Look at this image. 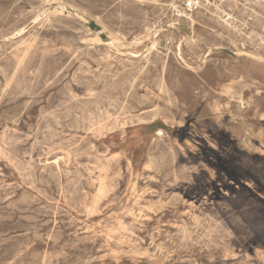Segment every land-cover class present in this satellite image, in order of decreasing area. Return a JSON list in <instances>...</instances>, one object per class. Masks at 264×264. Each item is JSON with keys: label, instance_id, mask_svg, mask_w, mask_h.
<instances>
[{"label": "rangeland", "instance_id": "1", "mask_svg": "<svg viewBox=\"0 0 264 264\" xmlns=\"http://www.w3.org/2000/svg\"><path fill=\"white\" fill-rule=\"evenodd\" d=\"M263 21L0 0V264H264Z\"/></svg>", "mask_w": 264, "mask_h": 264}, {"label": "bare ground", "instance_id": "2", "mask_svg": "<svg viewBox=\"0 0 264 264\" xmlns=\"http://www.w3.org/2000/svg\"><path fill=\"white\" fill-rule=\"evenodd\" d=\"M135 1V0H134ZM226 1V0H225ZM229 1H231V0H229ZM249 1V0H248ZM264 1V0H263ZM113 2V1H112ZM220 2V1H219ZM132 3H133V1H132ZM148 3V2H147ZM158 2L156 1V4H157ZM224 4H225V2H223ZM227 3H228V0H227ZM232 3H233V1H232ZM114 4V3H113ZM138 4V3H137ZM155 4V5H156ZM176 4V3H175ZM224 4H222V5H224ZM263 4V3H262ZM120 5V4H119ZM124 5V4H123ZM129 5V4H128ZM136 5V4H135ZM146 5V4H145ZM147 5H149V4H147ZM150 6H152V5H150ZM225 6V5H224ZM234 6V5H233ZM232 6V7H233ZM111 7V6H110ZM155 7V6H154ZM188 7V6H187ZM208 7V6H207ZM212 7V6H211ZM228 7V6H227ZM260 7V6H259ZM263 7V6H262ZM108 8V7H107ZM112 8H113V6H112ZM131 9V8H130ZM184 9V8H183ZM242 9V8H241ZM244 9V8H243ZM261 9H263V8H261ZM68 10V9H67ZM70 10V9H69ZM100 10V9H99ZM211 10V9H210ZM246 10V9H245ZM101 11H102V9H101ZM241 11V10H240ZM251 11V10H250ZM104 12V11H103ZM241 12H243V11H241ZM252 12V11H251ZM250 12V13H251ZM68 13V12H67ZM134 13H136V12H134ZM146 13V12H145ZM213 13V12H212ZM226 13V12H225ZM239 14H240V12H238ZM144 14V13H143ZM214 14V13H213ZM146 15V14H145ZM246 15H247V13H246ZM253 14H251V16H252ZM62 16V15H61ZM66 16V15H65ZM259 16V15H258ZM39 17V16H38ZM81 17V16H80ZM144 17V16H143ZM206 17V16H205ZM253 17H254V15H253ZM260 17V16H259ZM41 18V17H40ZM62 18V17H61ZM73 18V17H72ZM208 18V17H207ZM228 18H229V16H228ZM243 18H244V15H243ZM255 18V17H254ZM256 19V18H255ZM254 19V20H255ZM83 20V19H82ZM207 20V19H206ZM258 20V19H257ZM40 21V20H39ZM38 21V22H39ZM121 21V20H120ZM194 21V20H193ZM214 21V20H213ZM229 21V20H228ZM118 22V21H117ZM128 22V21H127ZM222 22V21H221ZM258 22V21H257ZM256 21H255V23H257ZM264 22V21H263ZM36 23V22H35ZM47 23V22H46ZM75 23V22H74ZM119 23V22H118ZM117 23V24H118ZM219 23V22H218ZM51 24V23H50ZM130 24V23H129ZM216 24V23H215ZM214 24V25H215ZM221 24H223V23H221ZM249 24V23H248ZM6 25H8L7 23H6ZM48 25V24H47ZM138 25V24H137ZM57 26V25H56ZM255 26V25H254ZM79 27V26H78ZM82 27V26H81ZM119 26H117V28H118ZM124 27V26H123ZM128 27H131V26H128ZM135 27V26H134ZM220 27V26H219ZM262 27V26H261ZM125 28V27H124ZM221 28V27H220ZM256 28H258V27H256ZM102 29V28H101ZM133 29V28H132ZM208 29V28H207ZM225 29H227V28H225ZM224 29V30H225ZM194 30V29H193ZM207 32V31H206ZM233 32V31H232ZM193 33V32H192ZM227 34V33H226ZM233 35H234V33H232ZM240 34V33H239ZM93 35V34H92ZM236 35V34H235ZM245 35V34H244ZM17 36V35H16ZM21 36V35H20ZM201 36V35H200ZM218 36V35H217ZM232 37V36H231ZM13 38V37H12ZM203 38V37H202ZM241 38V37H240ZM250 38V37H249ZM248 38V39H249ZM259 39V38H258ZM10 40V39H9ZM218 40V39H217ZM220 40V39H219ZM242 40H244V39H242ZM6 41V40H5ZM93 41V40H92ZM194 41V40H193ZM214 41H216V40H214ZM240 41V40H239ZM259 41V40H258ZM210 42V41H209ZM231 42V41H230ZM247 42V41H246ZM255 42H256V39H255ZM205 43V42H204ZM264 43V42H263ZM246 45V44H245ZM252 45V44H251ZM132 46V45H131ZM263 46H264V44H263ZM261 47V46H260ZM150 48V47H149ZM93 49V48H92ZM156 49V48H155ZM187 49V48H186ZM239 49V48H238ZM108 50H110V49H108ZM262 50H264V49H262ZM150 51V50H149ZM146 54H147V52H146ZM249 54V53H248ZM157 55V54H156ZM243 56H244V54H242ZM14 56V55H13ZM146 57V56H145ZM150 57V56H149ZM99 58V57H98ZM138 58V57H137ZM144 58V57H143ZM140 59V58H139ZM145 59V58H144ZM261 59V58H260ZM253 60V59H252ZM96 61V60H95ZM138 61H140V60H138ZM141 61H142V59H141ZM140 61V62H141ZM237 61V60H236ZM256 61V60H255ZM56 62V61H55ZM77 63V62H76ZM146 63V62H145ZM120 64H122V62L120 63ZM140 64V63H139ZM63 65H64V63H63ZM119 65V64H118ZM56 66V65H55ZM61 66V65H60ZM127 66V65H126ZM136 66H138V65H136ZM88 68V67H87ZM133 68V67H132ZM53 69V67L51 68V70ZM82 69V68H81ZM109 69V68H108ZM111 69H112V67H111ZM128 69V68H127ZM134 69V68H133ZM190 69H192V68H190ZM189 69V70H190ZM196 70V69H195ZM198 71V70H197ZM52 72H53V70H52ZM55 72V71H54ZM116 72V71H115ZM196 72V71H195ZM118 73V72H117ZM117 73H115V74H117ZM131 73V72H130ZM89 74V73H88ZM106 74V73H105ZM53 76H55V75H53ZM87 76V75H86ZM116 76V75H115ZM119 76V75H118ZM121 76V75H120ZM76 77V76H75ZM107 77V76H106ZM162 78V77H161ZM72 79V78H71ZM92 80V79H91ZM86 81V80H85ZM109 82V81H108ZM163 82V81H162ZM107 84V83H106ZM160 84V83H159ZM59 85V84H58ZM61 85V84H60ZM121 85V84H120ZM69 86V85H68ZM67 86V87H68ZM160 86V85H159ZM55 87V86H54ZM94 87V86H93ZM53 88V86H51V89ZM109 88V87H108ZM167 88V87H166ZM91 89V88H90ZM49 90V89H48ZM57 90V89H56ZM114 90V89H113ZM159 90V89H158ZM166 91H167V89H166ZM239 91H241V90H239ZM58 92V91H57ZM109 92V91H108ZM115 92V91H114ZM160 92V91H159ZM242 92V91H241ZM110 93V92H109ZM125 93V92H124ZM167 93V92H166ZM56 94V93H55ZM128 95H130L129 93H128ZM62 96V95H61ZM104 96V95H103ZM169 96V95H168ZM39 97V96H38ZM58 97V96H57ZM113 97V96H112ZM128 97V96H127ZM27 98V97H26ZM52 98V97H51ZM131 98V97H130ZM140 98V97H139ZM138 98V99H139ZM142 98H144V96H142ZM79 99V98H78ZM135 99V98H134ZM136 99H137V97H136ZM135 99V100H136ZM145 99V98H144ZM147 99V98H146ZM43 100V99H42ZM50 100V99H49ZM103 100V99H102ZM137 101H139V100H137ZM149 101V100H148ZM62 102V101H61ZM92 102V101H91ZM41 103V102H40ZM49 103V102H48ZM87 103V102H86ZM120 103V102H119ZM238 103V102H237ZM62 104V103H61ZM63 104H64V102H63ZM90 104V103H89ZM94 104V103H93ZM92 104V105H93ZM141 104V103H140ZM36 105V104H35ZM121 105V104H120ZM170 105V104H169ZM126 106V105H125ZM124 106V107H125ZM240 106V105H239ZM83 107V106H82ZM104 108V107H103ZM130 108H132V107H130ZM87 109H88V105H87ZM129 109V108H128ZM160 109V108H159ZM162 109V108H161ZM164 109V108H163ZM162 109V111H164V110H166V109H164L163 110ZM86 110V109H85ZM40 111V110H39ZM70 111V110H69ZM133 111H135V110H133ZM154 111H156L155 109H154ZM161 111V110H160ZM237 111V110H236ZM113 112V111H112ZM151 112V111H150ZM169 112V111H168ZM240 112H242V111H240ZM21 113V112H20ZM71 113V112H70ZM143 113V112H142ZM47 114V113H46ZM151 114V113H150ZM154 114V113H153ZM157 114V113H156ZM20 115V114H19ZM48 115V114H47ZM46 115V116H47ZM54 115H56V113L54 114ZM70 115V114H69ZM152 115V114H151ZM155 115V114H154ZM139 116V115H138ZM140 116H141V114H140ZM139 116V117H140ZM148 116V115H147ZM158 116V115H157ZM163 116V115H162ZM53 117V116H52ZM146 117V116H145ZM154 117H156V115L154 116ZM45 118V117H44ZM124 118V117H123ZM148 118H151V116L149 117L148 116ZM46 119V118H45ZM136 119V118H135ZM143 119H144V117H143ZM152 119H154V118H152ZM17 120V119H16ZM4 121V120H3ZM11 121V120H10ZM40 122H41V120H40ZM46 122V121H45ZM148 122V121H147ZM166 122V121H165ZM42 123V122H41ZM40 124V123H39ZM47 126V125H46ZM123 126H124V124H123ZM129 127V126H128ZM176 127V126H175ZM48 132V131H47ZM90 133V132H89ZM36 136H38V135H36ZM33 137V136H32ZM162 137V136H161ZM161 139V138H160ZM163 139V138H162ZM16 142H17V140H16ZM158 142H159V140H158ZM164 142H165V140H164ZM163 142V143H164ZM157 143V142H156ZM160 143V142H159ZM158 144V143H157ZM153 145V144H152ZM151 145V146H152ZM160 145H162V144H160ZM165 145V144H164ZM3 146V145H2ZM159 146V145H158ZM9 147V146H8ZM39 147V146H38ZM157 147V146H156ZM167 147H168V145H167ZM164 148H166V147H164ZM159 149V148H158ZM151 150V149H150ZM168 152V151H167ZM15 153V152H14ZM161 153V152H160ZM159 153V154H160ZM163 153V152H162ZM166 153V152H165ZM55 154V153H54ZM170 154V153H169ZM173 154V153H172ZM162 156V155H161ZM174 156V155H173ZM12 157V156H11ZM158 157V156H157ZM160 157V156H159ZM165 157V156H164ZM172 157V156H171ZM154 159H156L155 157H153ZM174 158V157H173ZM154 159H153V161H154ZM163 159V158H162ZM175 160L177 159V158H174ZM158 160V159H157ZM168 160V159H167ZM162 161V160H161ZM160 161V162H161ZM166 161V160H165ZM168 161H170V159L168 160ZM173 161V160H172ZM6 162V161H5ZM17 162H19V161H17ZM171 162V161H170ZM3 163V162H2ZM56 163V162H55ZM24 164V163H23ZM57 164V163H56ZM156 164H157V162H156ZM172 165V164H171ZM11 166V165H10ZM162 166V165H161ZM34 167V166H33ZM37 167V166H36ZM158 167H160V164L158 165ZM167 167V166H166ZM161 168V167H160ZM159 170V169H158ZM166 170V169H165ZM36 171V170H35ZM160 171V170H159ZM80 172V171H79ZM162 172V171H161ZM25 173V172H24ZM33 173V172H32ZM74 173V172H73ZM159 173V172H158ZM30 174V173H29ZM80 174V173H79ZM24 175V174H23ZM31 175V174H30ZM74 175V174H73ZM58 176V175H57ZM64 177V176H63ZM35 178V177H34ZM167 179H168V177H166ZM165 178V179H166ZM169 178H170V176H169ZM55 179H57V177L55 178ZM164 179V180H165ZM82 182V181H81ZM56 183V182H55ZM70 184V183H69ZM83 184V183H82ZM41 185H42V183H41ZM57 185V184H56ZM75 185V184H74ZM77 186V185H76ZM83 186V185H82ZM48 187V186H47ZM61 187V186H60ZM75 187H73V189H74ZM79 188V187H78ZM82 188H84V187H82ZM37 189V188H36ZM76 190V189H75ZM79 193V192H78ZM90 193V192H89ZM30 197H31V195H30ZM33 197V196H32ZM23 198V197H22ZM46 198V197H45ZM47 198H48V196H47ZM24 199V198H23ZM51 199V198H50ZM25 200V199H24ZM38 200V199H37ZM51 201V200H50ZM53 201V200H52ZM41 202V201H40ZM30 203V202H29ZM81 203V202H80ZM53 205V204H52ZM74 205H75V203H74ZM75 207H76V205H75ZM87 207H89V206H87ZM33 208V207H32ZM80 212V211H79ZM68 213V212H67ZM17 218H18V216H17ZM33 219H34V217H33ZM32 221V220H31ZM10 222V221H9ZM138 238V237H137ZM57 239V238H56ZM63 240V239H62ZM51 241V240H50ZM52 242V241H51ZM54 242V241H53ZM58 242V241H57ZM54 243H56V242H54ZM190 254V253H189ZM180 263V262H179ZM184 263V262H183Z\"/></svg>", "mask_w": 264, "mask_h": 264}]
</instances>
